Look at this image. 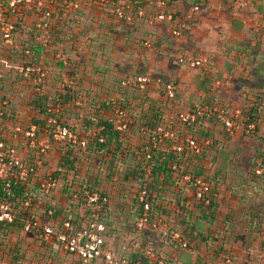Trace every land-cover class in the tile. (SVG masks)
I'll return each mask as SVG.
<instances>
[{
	"label": "crops",
	"instance_id": "0c3cea01",
	"mask_svg": "<svg viewBox=\"0 0 264 264\" xmlns=\"http://www.w3.org/2000/svg\"><path fill=\"white\" fill-rule=\"evenodd\" d=\"M194 5H198L200 7V11L193 14V16L189 18L188 15L190 9ZM176 10L179 13V18L181 20V23H183L184 25V29L180 38L173 37L174 40L171 41L174 45L173 48L175 53H177L179 57L185 55L193 56L195 58L206 57L208 59V68L210 70L208 74L205 70H192L186 66L177 65V60L174 62L176 64V70L172 69L168 77L172 79L176 84L175 95H177V99L174 100L175 108L177 109V111H181L185 108L187 109L191 107H198L199 105L201 106V104L222 105L227 109L236 108L242 112L239 123L240 125H242L248 118H250L243 117V110L245 104L247 103V96H261L264 93V74L260 73L264 71V63H262V59H253L254 57L252 59H249L250 55L247 52V54H243L246 59H241L238 63V68L233 69L230 68L231 65L229 64L228 67H226V59L223 58V56L227 55L229 51L227 52L226 50H228L234 42H240L241 45L250 47L256 45L259 38H264V5L258 0H249L247 4H243L239 0H200L196 3L183 0L179 1V3L176 4ZM96 16H98V14ZM59 21L60 20H56L54 22L62 23ZM115 24H122L123 26H126L123 23ZM137 27L140 28V24H138ZM78 28L79 27H75V29L71 30V34H67V36L74 37L75 39L76 37H80V31H78ZM65 30H67V27L65 28ZM58 33L59 31H56V27L54 26L53 35L57 36ZM161 38L162 40L165 39V33L157 38L159 44L161 43ZM253 39H255L256 41ZM88 40L86 43H88ZM77 42L79 41L77 40ZM166 46L168 47V45ZM202 47H206L207 49L203 50ZM142 49L144 48L142 47ZM157 50L158 49L147 51L153 53L157 52ZM207 55L212 56L213 59L210 60ZM164 61V57L161 58V61H157V64L159 65L157 68L159 70H162L161 68H163L165 71H168L166 67L167 65L166 63H164ZM254 69L258 70V72H255ZM52 72L53 78L47 83L45 87L47 92L50 95H54L67 91L73 81L68 84L67 82H65V74L62 73L60 77H58V70L57 72L55 70H53ZM70 74L71 73H69L68 75L69 77H71ZM80 75L83 80L82 86L87 92L86 94H88L90 91L93 92V95H95V92H103L98 84H96V82L91 81L90 79H86L84 73H80ZM56 77L58 78V80ZM63 81L68 86H65L64 83H62ZM78 83L80 85H77L81 86V82L79 81ZM22 84L26 85L23 87L26 88L25 90L29 91L28 98L26 99V107L28 108V110H31L29 99L32 97L31 93L34 86L32 82L30 84L22 82ZM151 88L159 89L161 87L153 85ZM151 88L149 89V95L152 98L157 100L164 99L163 96L161 97V94L157 92L151 94ZM106 92L111 93L110 89ZM237 96L242 97L241 103L233 102L237 99ZM219 102L222 104H220ZM77 104H79V102ZM252 106L253 103L249 104V108H251ZM106 114L109 116H113V114L109 112H107ZM18 115L21 119V114ZM29 115L30 114L28 111V113H26L27 118L30 117ZM70 117V112H67L62 118V121L64 123L70 122L76 124L77 127H79L81 134L80 136L85 138V136H87L92 130V126L87 127L85 125V115L80 112V121H78V123L74 120H70ZM261 118H263L264 120V112H261ZM0 128H2V126H0ZM11 129V127H7L6 131H4V134L7 135V139L11 144H17L19 146L20 139L11 133ZM209 129H212V127L210 126ZM214 132L216 146L213 149L211 148L212 150L209 149L206 152L205 159L199 163V167L204 168L205 173L210 175L209 178H211L216 186L215 188L217 190V193L214 194L215 202L213 208L206 212L207 214H209L203 215L206 217L205 221H203V216L198 218L196 221L194 218H192V221L195 222L196 225H199L200 228L195 229L194 227H189L187 230L189 233L187 238L193 241V245H195L196 247H200L197 244L199 239L205 241V239L207 238L202 235V225L210 223V225L214 224L215 227L209 229L206 235L213 238H217L214 236H218L220 237V240H231L233 238V235L235 234V231H243V238L245 239H249L250 234L255 233L257 235V239L262 242V245L260 247L263 251L264 178L256 176L255 169L260 163L262 156L264 155V121L258 127L256 133L252 136H246L240 130L237 132L235 131L236 133L234 135H228L224 130L223 123L222 125H215ZM119 139L120 140L117 141V145L120 144L123 147L136 148L141 144L140 138H138L134 134L129 135L128 138L119 137ZM243 139L244 141H246L245 146L241 144V141ZM252 139H255L257 143L253 145L250 141ZM223 145H232V152L228 153L226 151L227 149H224L222 152H217L218 147H223ZM61 148L58 147L56 149L59 150V154L56 156L57 158L62 157V153L60 151ZM25 149L26 148L19 149V154L22 158L29 157ZM80 150H82L81 152L83 153L82 154L80 152L81 155L79 154L80 176L78 177H80L81 192L83 188L82 184L86 185L91 184V182L95 183V181L97 180L96 177L101 178L100 174L102 175L103 172H97L96 165L98 164L97 160L93 161V159L95 158L94 155L91 154L89 156L88 153L84 154L85 152L83 151H85V149ZM52 154L56 155V152H53ZM74 155L77 157V153H75ZM243 156L248 159L246 160V163L242 162L241 160ZM133 164L134 161H131L128 164L129 168H132ZM103 168H105L106 170V166ZM107 175L109 174H105V176ZM120 175L122 177L121 181L126 183L133 182V178L131 177V175L129 177H125V173H122ZM116 177H119V175H117ZM104 178L101 179L104 180ZM100 182L101 180L98 179L97 184ZM104 182L108 185H104ZM117 182L118 179L112 181L111 185L106 181H102L103 191H110V194L108 195L110 201L109 209L107 215H105V219L108 220L110 227L107 228V231L104 234V238L110 249L113 250L116 255L126 257L125 255H123L125 253L128 257H132L133 259L136 258L137 260H139L144 256L145 253L144 251L140 250V245H138L139 242L127 244L123 241L125 239L128 241L133 240V236H131L133 234L130 233L131 230H127L123 235H120L114 227V225H118L121 223L132 224L136 219L135 214L137 213V211L134 209L133 201L131 203L130 200H127V194L125 192L126 186H120L121 184L119 185ZM170 185L171 186H167L163 183V181H161L157 186L160 189L159 191L161 193L159 200L165 203L164 205L168 207V210H170L171 208L173 209V211H170L172 215H177V217H179L177 214L179 212L177 200H182L183 198L188 197V193H186L188 190L183 187V183H181L176 177H173L171 179ZM169 192L172 193V197L169 196V200L172 203H168L169 200H167L168 197L166 196V194ZM117 197L119 198V200L124 199V202L119 203L121 205V208L118 207V204L115 201ZM190 208L191 212H189L193 214V216L201 215L200 212H195L194 206L192 207L191 205ZM84 213L85 206L82 205L80 200L79 216L82 225L86 223ZM185 228L186 227L184 226V229L182 231H184ZM127 235L130 236L127 237ZM201 235L203 237H200ZM146 236L149 237V235ZM143 237L144 236L142 231V236L140 238L144 239ZM186 240L187 239L185 238L184 241L187 242ZM155 243L156 242L154 241V244ZM222 244L224 246L223 248L226 249L227 247H225L224 243ZM120 247H122V249H119L118 251L117 249ZM227 249V252H230V254L233 255L237 254V256H241L246 253L245 247L231 248L228 246ZM160 251L164 252L165 250ZM184 254L186 255V253ZM69 257L75 261V258L71 256ZM172 258L169 259L175 260V263L173 264H191L189 260H187V262L185 263H182V256L180 255L174 259Z\"/></svg>",
	"mask_w": 264,
	"mask_h": 264
},
{
	"label": "trees",
	"instance_id": "16d2710c",
	"mask_svg": "<svg viewBox=\"0 0 264 264\" xmlns=\"http://www.w3.org/2000/svg\"><path fill=\"white\" fill-rule=\"evenodd\" d=\"M78 14L81 15L83 13ZM74 18H70L68 22L75 26L76 22H74ZM59 20V22L64 21V19ZM23 33L25 32L20 29L17 36H20ZM52 34L53 33H51V35ZM262 40L264 41V38H262ZM16 42L18 46H22L20 41L16 40ZM73 42L77 43V41L74 40ZM89 42H91L90 39L88 40V43ZM34 43L38 44L35 41ZM27 47L32 48L31 46ZM5 49H10L11 51L17 50L14 47H2L0 50ZM57 52H60V49L54 51L53 54H56ZM26 60L27 59H25V61ZM61 65L62 64L59 63V66ZM22 66H24V63ZM52 73L53 72L49 73L48 77L41 85H33L34 87L32 89L35 90H33L31 93L32 97L29 99L31 110L29 109L28 111L30 114L29 116L31 117V122L33 124L31 126H36L38 128V140H42L45 137L48 138L51 144L49 153H52V151H55L58 147H62L60 149L62 157L59 158L58 165L53 170V172L45 171L43 173H40L42 169L41 168L38 173L28 176V179L26 181H21L16 177L10 176L11 174L9 172H7L5 175H2V177L0 178V201H9L12 205V212L15 216V220L12 224H0V246L3 249L2 261L5 263V261L7 260L8 264H23V255L19 252L22 234L31 235L43 247H57L60 249V245L55 241L50 243L40 241L38 238L40 229L34 230L32 233H24L23 229L25 222L28 219H35L36 217L40 219V222L42 224L47 223V220H53L59 227L58 230H55L56 234L63 232H69L71 234L75 231H78L84 225L88 224L91 216V210L87 206L86 198L83 195L84 191L88 190L91 193L99 192L102 195L108 197L109 193L103 191L102 189V181H106L112 185L111 182L117 180L118 177L116 176L120 175L122 172V169H120V164L124 165L129 160H134V162H136V166L129 173L125 172V177L133 175L132 177H137L141 185L148 183L152 209L155 214H158L157 218L162 220V224L160 225L159 229L165 228L166 230L167 228H169L170 225H168V221L165 219V215L168 216L170 214V210H168V207L164 205L165 203L163 201L159 200L161 193L159 191L160 189L157 186L161 181H163L165 185L171 186V179L173 177H176L181 183H183V187L188 190L186 192L188 193V197L183 198L182 200H177L179 209V212L177 214L180 217L179 223L182 224L183 228L184 226L186 228L182 232L176 229L174 231V234L171 236V240L182 249V245L177 240H175L176 236L179 235L183 240H185V238L189 234L187 231L189 227H194L195 229L200 228L199 225H196L195 222L192 221V218H194L196 221L201 216L208 215L209 213L207 214L206 212L213 208L215 202L214 194L217 193V190L215 188L216 186L211 178H209L210 175L205 173L204 168L199 167V163L205 159L206 152L209 149L215 148L216 142L214 128L217 124L222 125L223 121L217 116L210 118L207 117L198 121L192 128L185 129V133L187 135L194 137L199 142H204L207 139L211 140V146L206 147L202 154L196 155L188 149H185L182 153H176L175 151H173V146L177 144V141L165 140L158 145V148L156 150L152 151V155L148 159L144 147L149 143V137L148 135H142L141 128L148 127V129L152 131L160 126L165 128L169 127L176 123L181 113L196 109L198 107H191L187 109L185 108L181 111H177V109L175 108V101H172V99L167 95L165 97V100H157L149 95V90L142 91L140 89L134 88H123L121 82H115L113 84V89L117 92L115 98H112L108 93L103 92H95V95H93V92L90 91L88 94H86L87 92L84 90L83 86H79L77 85V82H74L80 80V82L83 83L81 75L79 76L78 72H72L70 74L71 78L73 79V83H71L70 88H68L67 91L61 92L60 94L50 95L45 87L47 83L52 80ZM61 74L62 72H59L58 77H60ZM17 80L22 86H26L23 85L22 82H26L27 84L31 83L30 80L25 81L23 76L18 72ZM62 83H64V81ZM167 83L176 85L172 79H170ZM64 85L68 86L65 83ZM36 89L38 91H36ZM129 89L131 93L125 95L124 92ZM160 89L163 90V86H161ZM162 96H164L163 93H161V97ZM4 98L5 97L2 96L0 99L6 100ZM246 101L247 103L245 104L243 110V117H250L253 121L263 120V118H261V112H264V93L261 96H247ZM4 102H6V105L3 104ZM78 102L80 105L77 104ZM168 103L173 104L174 108H172ZM251 103H253V106L249 108V104ZM1 104L2 107L0 108V110L2 111V114L0 115V126H4L9 119H15L13 118V112H11L10 115L7 112L8 101H3L2 103H0V105ZM201 106L204 105L201 104ZM117 110L125 112L132 120V123L129 125L128 129L123 131H119L117 129V126L123 122V118L116 115ZM67 112H70L71 114V117L69 119L74 120L77 123L78 121H80V112L85 115V125L87 127L92 126V130H88L90 132L87 136H85V138L80 136V130L76 124L70 122L64 123L62 121V118ZM107 112L112 113L113 116L107 115ZM52 117H54L60 124L68 127L73 132H75L80 139L87 142V147L83 152H85L84 154L88 153L89 156L91 154L94 155V157L98 161V165H96L98 173H102L103 171L101 170V167L106 166V170L108 171L109 175L105 176L104 180L96 177L97 180H101L100 183L97 184L96 180L95 183L91 182V184H82L83 188L80 192V177H78L80 176V167H78L80 164V155L79 157H76L74 154L75 151L80 153L82 151L80 149L82 148L80 146H74L66 143H58L51 139V136L47 134L46 131L51 130L52 126L49 124V119H51ZM18 122L19 120L16 121V123ZM31 126H29L26 130H23L20 126H17L15 124L11 129V133L20 139L21 149L26 148L25 150L29 155V157L23 158V161L27 167L33 166L36 160L41 158L38 148L36 146H29V139L25 136V132ZM74 126H76L77 128ZM210 126L212 127V129H209ZM4 131H6V128H0V142H3L6 147H14L12 145H9L11 143L8 141L7 135L4 134ZM149 133L151 134V132ZM131 134H134L138 138H140L141 144L139 146H137L136 148H129L123 147L120 144L117 145V141L120 140L119 137L128 138ZM102 138L104 139L103 143H101ZM15 148L19 151L18 146ZM148 170H150V174L147 176ZM186 175L202 178L211 183V192L209 194V197L211 198V204L209 206H205L204 203L196 198L191 189L190 182L184 178ZM48 178L63 179L65 182L64 190L68 198H73L77 201L81 200L82 205L85 206L84 216L86 218V223L84 225H82V222H80V216H78V218H75V220L72 217L64 219V217H60L59 213H57V210H55L54 215L48 217L47 220L44 219L43 215H37V211H39L40 205L35 193L40 192L41 184L46 182ZM5 188H8L9 191L7 192ZM70 192L73 197L69 194ZM30 197L36 201L35 206L32 210L26 208L24 204L25 200ZM109 204L110 201L108 205H106L102 209L103 220L106 218L105 215H107L108 213ZM191 205L192 207H195L194 210L195 212L197 211L196 213L200 212V216H193V214L190 213ZM50 209H53L51 205L48 208H44V212L47 213V211ZM134 209L137 211L135 215L138 221L144 212L142 206L139 204L138 194L134 196ZM203 218V221H205L206 217L203 216ZM65 223H68L70 225L69 230L65 228ZM51 225L53 226L54 224L52 223ZM135 230L137 229H134V231ZM166 231L168 232V230ZM190 240L191 239H189V241ZM191 242L193 241L191 240ZM192 246L196 247L195 245H191L187 241L188 248H186L185 250L192 248ZM220 251L224 252V260L227 258L230 259V264H238L239 261H241V256H237V254H230V252H227V250L222 246L220 249L215 250V253H213L212 258L214 262L218 261L217 259L220 258L217 255V253H220ZM154 254L156 255L158 260H164L166 264H173L171 260L165 259L164 252L159 251ZM127 258L135 262L145 261V255L139 260H137L136 258L133 259L132 257ZM222 262L223 260L221 261V263ZM216 264H218V262H216Z\"/></svg>",
	"mask_w": 264,
	"mask_h": 264
},
{
	"label": "built area",
	"instance_id": "2783aa9c",
	"mask_svg": "<svg viewBox=\"0 0 264 264\" xmlns=\"http://www.w3.org/2000/svg\"><path fill=\"white\" fill-rule=\"evenodd\" d=\"M179 1L183 0H0V49L2 47H14L18 50L19 46L16 38L20 29L25 33L34 31L33 40L44 47H48L51 33L54 32V21L64 19L63 22H65L75 17L78 13L85 14L88 12L104 15L107 21L125 25H137L139 23H147L149 25L162 24V26L169 29L173 37L180 38L184 25L181 23L179 13L176 10V4ZM185 1L196 3L200 0ZM239 1L247 4L249 0ZM258 1L264 5V0ZM199 11L200 7L198 5L192 6L188 15L189 18ZM28 20L31 23L27 22ZM142 46L147 50L157 49L155 43L148 37L143 40ZM30 56V50H25L24 57L27 60L24 62V66L19 69V74L26 81L30 80L34 86H39L48 77L50 70L42 64L31 62ZM56 58L61 59L62 54H57ZM176 64L186 66L192 70L201 69L205 70L206 73L209 72L208 59L206 57L195 58L185 55L179 57ZM153 80L154 82L148 75L129 76L122 79L121 85L123 88H134L142 91L149 90L153 85L163 86V91L169 98L173 99L175 97L176 87L174 84H164L162 79ZM3 104L6 105V102ZM1 107L2 104L0 105ZM1 114L2 111L0 110ZM116 115L123 118V122L117 126V129L119 131L128 129L132 123L130 117L121 110H117ZM241 115L242 112L236 108L227 109L222 105L216 104L204 105L181 113L176 123L169 127L160 126L152 131L148 127H142V135H148L149 137V143L144 147L147 158L149 159L152 151L156 150L158 145L165 140L177 141V144L173 146V151L176 153H182L185 149H188L196 155L202 154L206 147L211 146V140L207 139L204 142H199L194 137L187 135L185 129L192 128L198 121L207 117H219L223 121L224 130L228 135H234L239 130L246 136L254 135L263 120L253 121L248 118L240 125ZM49 124L52 127L46 133L55 142L80 146L82 149L87 147L86 141L80 139L75 132L60 124L54 117L49 119ZM25 136L29 139V146L38 148L41 158L36 160L33 166L27 167L15 147H6L3 142H0V178L9 172L10 176L26 181L28 176L38 173L42 168L41 165H43L44 159L48 156L51 149L50 141L47 137L38 140V128L36 126H31L25 132ZM103 142L104 139L102 138L101 143ZM149 174L150 170H148L147 176ZM255 175L264 178V155L255 169ZM184 178L190 182L196 198L204 203L205 206H209L211 204V198L209 197L211 183L191 175H186ZM58 188L59 180L48 178L46 182L41 184L40 192L48 196ZM6 191L8 192L9 189L7 188ZM83 195L86 198L87 206L91 210V216L88 224L78 231L71 234L69 232L56 234L52 225L42 224L40 219L35 217V219H28L25 222L23 232L32 233L34 230L40 229L38 233L40 241L45 243L55 241L60 245L62 253L75 258L76 264H166L164 260H158L152 250H147L144 253L145 261L135 262L127 257L116 255L104 238L106 226L102 219V209L108 205L109 198L99 192L91 193L88 190L84 191ZM138 199L144 211L137 223L138 230L144 231L147 228L158 230L162 220L157 218L158 214H155L152 209L148 183L141 187ZM35 203L36 201L30 197L25 200L24 204L26 208L32 210ZM44 213L48 218L54 215L55 209H50L47 213ZM14 220L15 216L12 212L11 203L6 200L0 201V224H12ZM65 228L69 230L70 225L65 223ZM175 240L182 245L183 250L188 248L187 242L179 235L176 236ZM2 251L3 249L0 246V264H5L2 261ZM221 264H230V259H223Z\"/></svg>",
	"mask_w": 264,
	"mask_h": 264
},
{
	"label": "rangeland",
	"instance_id": "374dc122",
	"mask_svg": "<svg viewBox=\"0 0 264 264\" xmlns=\"http://www.w3.org/2000/svg\"><path fill=\"white\" fill-rule=\"evenodd\" d=\"M74 19V22H76L75 26L68 22L69 20L62 23H55L56 31H59V33L57 36L53 34L51 35L48 47H44L41 44H35L32 40L34 31H31L17 36L16 40L20 41L22 44V46H19L18 50H0V98L4 96V99L8 101L7 112L10 115L13 111V118L15 119H9L4 126L2 125L1 129H7V127L12 128L16 124L23 130H26L29 126L33 125L31 122V118H27L26 116V113H28V108L26 107V99L28 98L29 91L25 90L26 88L20 85L17 80V72L19 73V69L22 67L25 61L23 51L27 49L31 52V62L46 66L50 70V72H52L53 70H55L56 72L57 70L59 72H62L63 74H65V82H67L68 84L73 81V79L68 76L69 73L78 72L79 76L80 73H84L85 78L96 82L103 93H107L106 91L110 89L111 93L108 94L112 98L117 94V92L113 89V84L115 82H121L122 79L127 76L148 75L150 78H152L153 82V79H162V83L165 84L170 80L168 76L171 70H176V64L174 62L179 58V56L177 53H175L173 48L174 45L171 42L172 40H174V38L171 35L169 29L165 26H162V24L149 25L147 23H139L140 28L137 27L138 24L123 26L122 24L117 25L113 22L107 21L104 15L96 16L95 13L92 14L90 12L85 13V15L84 13L81 15L78 14ZM27 22L31 23L30 20H28ZM27 25L29 26V24ZM66 27L67 30H65ZM75 27H79L78 31H80V37H76V39L80 43L77 42V44L76 42L72 41H77L74 37L67 36V34H71V30L75 29ZM164 33L165 39L162 40L161 38V43L159 44L157 38H159V36L163 35ZM146 37L150 38L155 43V47L158 49L157 52L152 53L145 49H142L143 46H141L142 43L140 42H142V40ZM88 39H90L91 42L87 44L86 42ZM166 45H168V47ZM27 46H31L32 48H28ZM58 49H60L61 53L63 52L61 59L56 58V54L60 52L53 54L54 51ZM202 49L206 50L207 48L202 47ZM226 51H229L227 55L223 56V58L226 59V67H228L229 64L231 65L230 68L237 69L240 60L246 59L243 54H247V52L250 55L249 59H252L253 57V59H262V63H264V41L260 38L256 45L250 47H245L241 45L240 42H234L233 45L230 46ZM162 57L165 58L164 63H166L168 71H165L163 68H161L162 70H159L157 68L159 66L157 64V61H161ZM208 57L210 58V60L213 59L212 56ZM59 63H61L62 65L59 66ZM254 71L258 72V70L255 69ZM260 73L264 74V71ZM79 81L80 80H78V82ZM78 82L77 84H79ZM82 85L83 83H81V86ZM36 91L38 90L36 89ZM154 92H157L159 94L163 93V100H165L166 94L163 90H161L160 88H151L150 93L153 94ZM129 93H131L130 89L124 92L125 95ZM175 99H177V95H175L172 101H174ZM6 100L0 99V103ZM241 100L242 97L237 96V99L233 102L241 103ZM168 104L171 105L172 108H174L173 104ZM18 114H21V119ZM17 120H19L18 123H16ZM250 141L253 145L257 143L255 139H252ZM245 143L246 141H244L243 139L241 141V144L245 146ZM9 145H12L14 147L18 146L17 144ZM18 148H21L20 145L18 146ZM231 148L232 145H223V147H218L217 152H222L224 149H227L226 151L228 153H231ZM53 152H56V155L52 154ZM52 153H49L48 156L44 159L43 165H41L42 169L40 173H43L45 171L53 172V170L57 167L59 158H57L56 156L59 154V150L52 151ZM75 153H77V157H79L80 153H78L77 151H75ZM241 160L242 162L246 163V160L248 159L243 156ZM93 161H96V158H94ZM131 161L134 160H129L124 165L120 164V169H122L121 174H124L125 172L129 173L135 168V162L133 164V167L129 168L128 164ZM78 167H80V165ZM103 167L105 166L101 167V170L103 171V174H100L101 178H104L105 174H108V171ZM121 178V175H119L117 183L119 185L121 184L120 186H126L125 192L127 194V200H130L131 203L133 201L134 203V196L139 193L142 185L139 183L137 177H132L133 182L131 183L123 182L121 181ZM58 180L59 188L55 192L51 193V196H45L41 192L35 193L40 205L39 211H37V215H43L44 219L46 218L47 220L48 218L45 216L44 208H48L51 205L53 209L58 211L57 213H59L61 218L64 217V219H67L68 217H72L75 220V218H78V216L80 215V201H77L73 198H68L64 190L65 183L63 179ZM103 184L108 185L105 182ZM108 193L110 194V191ZM69 194L72 196L71 192ZM171 194V192L166 194V196L168 197L167 200H169V196L172 197ZM115 201L118 204V207L121 208V205L119 203L124 202V199L119 200V198L117 197ZM170 202L171 201L169 200L168 203ZM170 211H173V209L171 208ZM165 219L168 221V225H170L169 228L166 229L169 232V236L165 228H160L157 231H154L151 228H147L143 231L144 239L140 238L142 236V231L138 230L137 228V219H135L132 224L121 223L118 225H114V227L120 235H123L127 230H131L130 233L133 234L131 235L133 236V240L128 241L125 239L123 240L125 243L133 244L134 242H139L138 245H140V250L142 248V251L145 252L147 250H152L154 253H157L160 250H165V259H169L172 257L176 258L180 255L182 256V263H185L187 262V260H189L191 264H216V262H218V264H221V261L225 256L224 252L220 251V253H217L220 258L217 259L218 261L216 262H214L212 256L213 253H215V250L220 249L223 246L222 243H224L225 247L227 248L228 246L231 248H246V253L244 255H241V261H239L238 264H264V252L260 247L262 245V242L257 239V235L255 233L250 234L249 239H245L243 238V231H235V234L233 235V238L231 240H220V237L218 236H214L217 238H213L206 235L209 229L215 227L214 224H203L202 235L207 237L205 241L199 239L197 244L200 247L192 246V248L183 250L171 240V236L174 234V231L176 229L180 232H182V230L184 229L182 227V224L179 223L180 218L177 217V215L174 216L170 213L168 216L165 215ZM103 221L107 231V228L110 227V224L106 219H104ZM46 222V224L53 223L54 230L59 229L58 225L53 220H47ZM134 229L137 230L134 231ZM146 235H149V237H147ZM202 235L200 237H203ZM128 236L130 235H127V237ZM151 239H153L156 243L154 244V241ZM186 239L191 245L194 244L193 242H191V240L189 241V238L186 237ZM119 249H122V247L118 248L117 250L119 251ZM19 252L23 255V264L76 263L69 256L62 253L59 248L43 247L34 239V237L26 234H22ZM184 253H186V255ZM123 255L128 257L125 253ZM7 262L8 261L6 260L5 263ZM171 262L175 263V260H171Z\"/></svg>",
	"mask_w": 264,
	"mask_h": 264
}]
</instances>
